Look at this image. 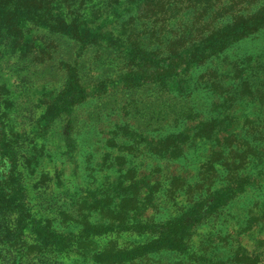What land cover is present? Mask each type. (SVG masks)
<instances>
[{
  "label": "trees",
  "instance_id": "16d2710c",
  "mask_svg": "<svg viewBox=\"0 0 264 264\" xmlns=\"http://www.w3.org/2000/svg\"><path fill=\"white\" fill-rule=\"evenodd\" d=\"M31 31L36 34H30ZM39 32L50 35L39 37ZM259 35H264V0H0V46L11 50L20 61L32 67L46 65L55 60L61 42L75 46L71 60H60L58 64L65 82L40 121L47 129L57 120L67 121L65 143L70 153L79 146L74 138L77 110L111 92L135 96L155 90L162 96L189 97L196 88L193 78H197L199 88L206 85L223 97V107L233 108L244 98L255 100L260 94L256 88L261 76L260 68L251 70L255 60L246 58L232 65L236 95L226 99L228 91L219 80L225 73L216 67L231 65L226 56L231 49ZM90 50H95L98 59L104 53L112 62H118V74L114 72L111 78L93 85L83 82L82 58ZM6 109L0 96V252L3 246L17 248L13 264H43L51 257L94 264H134L163 251L190 256V243L199 227L240 196L260 187V182L264 183V177L239 174L246 170L251 152L239 154L233 149L244 139L235 132L234 118L223 114L198 122L194 135L232 148L233 164L228 166L227 186L195 202L175 218L155 224L140 220L141 183L135 181V173L128 172L123 176L127 181L119 179L107 196L81 208L78 231L60 233L53 224L32 213L28 174L21 162L23 135L11 131ZM256 129L253 127L250 134ZM126 133L129 137H144L132 130ZM184 134L167 138L171 139L163 144V149L169 151L167 157L183 156L179 145ZM115 165L124 168L126 157L121 154ZM211 170H215L214 165ZM177 183L173 182L172 188ZM262 209L264 212V204ZM93 213L105 215L109 223L91 224L89 218ZM127 233L153 239L132 249L115 245L102 250L96 247L99 239ZM260 262L259 256L246 252H238L233 258V264Z\"/></svg>",
  "mask_w": 264,
  "mask_h": 264
},
{
  "label": "rangeland",
  "instance_id": "374dc122",
  "mask_svg": "<svg viewBox=\"0 0 264 264\" xmlns=\"http://www.w3.org/2000/svg\"><path fill=\"white\" fill-rule=\"evenodd\" d=\"M45 33L48 32H39L38 36ZM30 34L36 33L31 31ZM59 47L53 62L32 67L0 46V96L7 104L11 131L23 135L21 162L23 171L28 174L29 206L37 218L50 222L58 232L78 231L81 208L107 196L119 179L127 181L123 176L128 172L135 173V181L141 183L140 220L155 224L175 218L195 202L227 186L228 166L233 164L232 148L194 135L198 122L223 114L234 118L235 132L244 139V143L240 141L233 149L239 154L251 152L246 170L239 174L264 177V35L231 49L226 55L231 65L216 67L225 73L219 80L228 91L226 99L236 95L232 65L246 58L255 60L251 70L261 69L256 88L260 94L255 100L244 98L233 108L223 107V97L206 85L199 88L197 78H193L192 85L196 88L189 97L162 96L155 90L135 96L111 92L77 110L74 138L79 146L73 153L65 143V119L55 121L48 129L40 123L50 100L65 82L58 64L60 60H71L75 53V46L70 42H61ZM95 55V50H90L82 58V80L90 85L111 78L120 70L119 63L112 62L104 53L99 59ZM253 127L257 129L250 134ZM41 130L43 134H39ZM126 130L144 137H129ZM184 132L179 145L183 156L167 157L169 151L163 149V144ZM148 136L151 139H147ZM121 154L127 161L124 168L115 165V159ZM173 182H178L176 188H172ZM260 185L196 230L190 243V256L163 251L134 264H233L238 252L259 256L260 264H264V183ZM89 221L93 225L109 223L106 216L99 213H93ZM152 239L138 233L116 234L97 240L96 247L102 250L115 245L119 249H132ZM2 249L0 264H13L18 249L10 246ZM61 258L51 257L43 264H94Z\"/></svg>",
  "mask_w": 264,
  "mask_h": 264
}]
</instances>
